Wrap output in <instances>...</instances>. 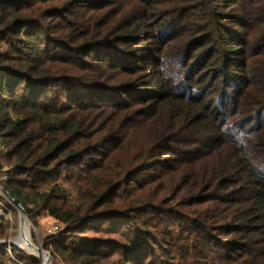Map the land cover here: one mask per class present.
Masks as SVG:
<instances>
[{"label": "trees", "instance_id": "trees-1", "mask_svg": "<svg viewBox=\"0 0 264 264\" xmlns=\"http://www.w3.org/2000/svg\"><path fill=\"white\" fill-rule=\"evenodd\" d=\"M0 146L68 264H264V0H0Z\"/></svg>", "mask_w": 264, "mask_h": 264}, {"label": "built area", "instance_id": "built-area-1", "mask_svg": "<svg viewBox=\"0 0 264 264\" xmlns=\"http://www.w3.org/2000/svg\"><path fill=\"white\" fill-rule=\"evenodd\" d=\"M8 199L3 195V193L0 191V219L2 220H6V221H12V210L9 206V202L7 201ZM29 221L32 224V221L29 219ZM63 229V225L59 222H54L53 224L49 225L46 228V235L51 236V238H53L54 236H57ZM16 243L13 238H3L2 240H0V244H5L7 251L9 253L10 256V260L13 264H28L26 262H22L20 261L18 258H16L13 254V246L12 244ZM17 245H19L18 243H16ZM20 249L25 250L24 248H22L19 245ZM40 247L42 249L43 245L41 244ZM46 252H44L46 254V256H44V258L34 255L36 259H38L40 261V264H68L62 257H57L54 258L53 255L51 254V252L49 250L44 249ZM47 253L49 255H47Z\"/></svg>", "mask_w": 264, "mask_h": 264}, {"label": "rangeland", "instance_id": "rangeland-1", "mask_svg": "<svg viewBox=\"0 0 264 264\" xmlns=\"http://www.w3.org/2000/svg\"><path fill=\"white\" fill-rule=\"evenodd\" d=\"M0 148H1V146H0ZM2 149H0V150H2ZM9 204L11 205L10 208L12 210V221H7L9 226H10L8 234H7L6 237L0 238V240H2L3 238H8V237L13 238V240L16 243H18L22 248L25 249V250H22V249H20L19 245H17L16 243H13V244L17 245V247H16L17 250H21L22 252L26 253L28 256L30 255V256L35 258V256H34L35 254L33 255V253H31L28 249L23 247L21 242H20L21 228L25 227V225H27V223L29 222L30 228H31L32 241H33L34 245L36 247H38L41 244L43 245L41 238L44 235H46V228L49 225H51V224H53L54 222H57V221L51 216H42V217H40V225L39 226H35L33 222L31 224V222L29 221L28 218H27L28 221L26 222V224L22 225L23 223H22V221L20 222V212H19V210L11 202H9ZM57 257L58 256H54V258H57Z\"/></svg>", "mask_w": 264, "mask_h": 264}, {"label": "bare ground", "instance_id": "bare-ground-1", "mask_svg": "<svg viewBox=\"0 0 264 264\" xmlns=\"http://www.w3.org/2000/svg\"><path fill=\"white\" fill-rule=\"evenodd\" d=\"M23 216V215H21ZM28 221V219L25 217V223L22 221V225H25L26 222ZM20 242L22 244L23 247H25L26 249H28L31 253L40 256L42 258H44V256H46V254L41 250L40 248L36 247L32 241V236H31V228H30V224L29 222L27 223V225H25V227L21 228V235H20Z\"/></svg>", "mask_w": 264, "mask_h": 264}, {"label": "water", "instance_id": "water-1", "mask_svg": "<svg viewBox=\"0 0 264 264\" xmlns=\"http://www.w3.org/2000/svg\"><path fill=\"white\" fill-rule=\"evenodd\" d=\"M0 191L3 193V195L19 210L20 212V222L23 221L25 223V217L29 219L26 208L21 200H19L17 197H15L12 193H10L8 190H6L3 186L0 184ZM23 215V216H21ZM41 251L46 252L44 249H42L40 246H38ZM47 255H49L47 253Z\"/></svg>", "mask_w": 264, "mask_h": 264}]
</instances>
